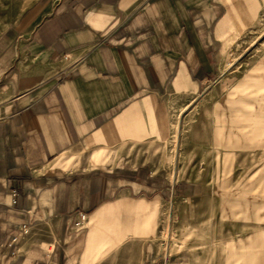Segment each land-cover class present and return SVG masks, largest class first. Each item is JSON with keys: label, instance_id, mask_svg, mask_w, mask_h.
Here are the masks:
<instances>
[{"label": "crops", "instance_id": "0c3cea01", "mask_svg": "<svg viewBox=\"0 0 264 264\" xmlns=\"http://www.w3.org/2000/svg\"><path fill=\"white\" fill-rule=\"evenodd\" d=\"M263 17L264 0H36L1 31L0 264H189L160 237L210 186L222 234L247 227L223 264H264V53L234 46Z\"/></svg>", "mask_w": 264, "mask_h": 264}, {"label": "rangeland", "instance_id": "374dc122", "mask_svg": "<svg viewBox=\"0 0 264 264\" xmlns=\"http://www.w3.org/2000/svg\"><path fill=\"white\" fill-rule=\"evenodd\" d=\"M36 0H0V32L3 31L9 24L15 22L21 14ZM263 25L252 29L251 38L242 37L241 41L234 46L238 49V52L246 51L245 54V62L252 63L254 59L258 55L264 53V43L262 44L260 41L262 38L258 40V35L264 31V17L262 21ZM255 30V31H253ZM255 33V34H254ZM258 41H257V40ZM256 41L253 43V41ZM252 52V53H251ZM244 63V68L247 69V64ZM249 65V64H248ZM243 69L240 70L243 71ZM188 128L187 121L183 122L180 131L181 133L186 134V130ZM179 129L178 123H176V138L178 141ZM182 135V134H181ZM186 136V135H184ZM252 141L259 142V144L263 145V139L257 137L256 139H251ZM184 143V140L182 141ZM182 156V161L186 163H190L192 165L195 164L197 154H187ZM206 155H203L205 160ZM260 157V158H258ZM256 157V161H262L263 155L260 154ZM183 164V163H182ZM186 170H182V173ZM187 172V171H186ZM192 173L199 174L198 176H202L203 174L209 175L210 177H216V170H202V169H193ZM262 173V172H259ZM261 187H257L256 191H261ZM209 189L210 195L209 198H205L202 200H196L192 202H181L177 205L174 219H172L173 226H171V231H169L166 227L167 223L165 222L164 231L161 234V239L159 242L165 243L169 240V236L173 242V250L184 249L185 247H190L193 257H195L194 261H188L189 264H223L225 261H231L232 258V243L234 241H239L241 244L243 242V237L245 235V229H247L246 225L240 227L239 233L232 234L231 232L222 234V229L226 230L227 216L225 213L224 219L217 212V207L219 203H217L215 194V186H210ZM213 195V196H212ZM228 206V210H231L233 203H224ZM248 203H239L240 209L248 208ZM255 206L264 207V202H255L253 203ZM258 211V209H256ZM231 218V216H229ZM244 220V215L241 214L235 216V218ZM263 218H258L257 222H261ZM231 229V223L229 224ZM237 226V225H236ZM237 228V227H236ZM244 229V230H243ZM256 233V242H255V258L262 257L264 254V244L259 242L258 236H263V230L260 229V226L254 228ZM237 256V255H236ZM221 257L224 258V261H221ZM217 258H220V261H217Z\"/></svg>", "mask_w": 264, "mask_h": 264}, {"label": "built area", "instance_id": "2783aa9c", "mask_svg": "<svg viewBox=\"0 0 264 264\" xmlns=\"http://www.w3.org/2000/svg\"><path fill=\"white\" fill-rule=\"evenodd\" d=\"M11 195L13 197V202H16V197L18 195V190L17 189H12L11 190ZM85 221V215L82 216L81 221H78V224H82ZM23 232L26 233L27 232V226L24 225L23 227ZM17 237H14V240H16Z\"/></svg>", "mask_w": 264, "mask_h": 264}]
</instances>
